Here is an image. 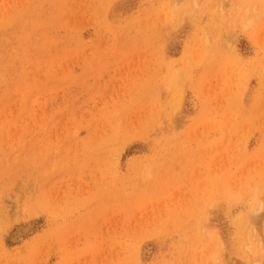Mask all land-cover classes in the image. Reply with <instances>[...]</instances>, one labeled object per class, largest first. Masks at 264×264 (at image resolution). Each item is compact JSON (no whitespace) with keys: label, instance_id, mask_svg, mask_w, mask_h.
<instances>
[{"label":"rangeland","instance_id":"374dc122","mask_svg":"<svg viewBox=\"0 0 264 264\" xmlns=\"http://www.w3.org/2000/svg\"><path fill=\"white\" fill-rule=\"evenodd\" d=\"M0 264H264V0H0Z\"/></svg>","mask_w":264,"mask_h":264}]
</instances>
